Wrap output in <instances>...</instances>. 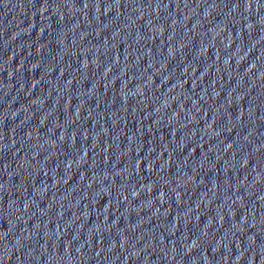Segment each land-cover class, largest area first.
<instances>
[{
  "label": "water",
  "instance_id": "1",
  "mask_svg": "<svg viewBox=\"0 0 264 264\" xmlns=\"http://www.w3.org/2000/svg\"><path fill=\"white\" fill-rule=\"evenodd\" d=\"M0 264H264V0H0Z\"/></svg>",
  "mask_w": 264,
  "mask_h": 264
}]
</instances>
